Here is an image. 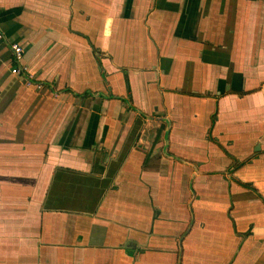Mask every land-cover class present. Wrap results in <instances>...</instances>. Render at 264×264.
Wrapping results in <instances>:
<instances>
[{
  "label": "crops",
  "instance_id": "obj_1",
  "mask_svg": "<svg viewBox=\"0 0 264 264\" xmlns=\"http://www.w3.org/2000/svg\"><path fill=\"white\" fill-rule=\"evenodd\" d=\"M0 33V264H264V0H0Z\"/></svg>",
  "mask_w": 264,
  "mask_h": 264
},
{
  "label": "built area",
  "instance_id": "obj_2",
  "mask_svg": "<svg viewBox=\"0 0 264 264\" xmlns=\"http://www.w3.org/2000/svg\"><path fill=\"white\" fill-rule=\"evenodd\" d=\"M3 35L0 33V39H3ZM11 50L13 53V58L15 65L12 67V73L14 74H27L28 71L27 65L24 63V49L22 45L17 42L10 43ZM38 89L42 88L41 84L37 85Z\"/></svg>",
  "mask_w": 264,
  "mask_h": 264
}]
</instances>
